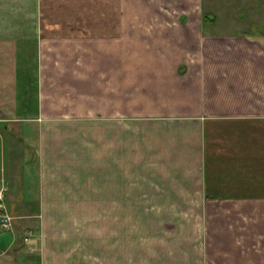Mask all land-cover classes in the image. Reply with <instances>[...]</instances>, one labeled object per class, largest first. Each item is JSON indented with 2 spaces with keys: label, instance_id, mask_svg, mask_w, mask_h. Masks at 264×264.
<instances>
[{
  "label": "crops",
  "instance_id": "obj_1",
  "mask_svg": "<svg viewBox=\"0 0 264 264\" xmlns=\"http://www.w3.org/2000/svg\"><path fill=\"white\" fill-rule=\"evenodd\" d=\"M237 10L0 0V264H264V30Z\"/></svg>",
  "mask_w": 264,
  "mask_h": 264
},
{
  "label": "rangeland",
  "instance_id": "obj_2",
  "mask_svg": "<svg viewBox=\"0 0 264 264\" xmlns=\"http://www.w3.org/2000/svg\"><path fill=\"white\" fill-rule=\"evenodd\" d=\"M261 1L263 0H258V2L250 1L249 3H247V5L244 6V4H241L240 0H234V8L240 12V15H244V18L242 20H244L243 25H242V31L246 32L248 35H260L259 33L256 32V30H264V9L261 8ZM264 3V2H263ZM258 6V7H257ZM218 7L217 9H224L222 4H217ZM257 8H258V13H257ZM216 8L214 9L216 12H219V10H217ZM257 13V14H256ZM235 17L237 18V20L240 21V18L238 17V15ZM261 23H263L262 25H260ZM217 24L219 25V29L225 28V29H232V27H229L230 24H227L223 17L221 15L218 14V20H217ZM260 25V26H259ZM26 84L29 86V90L31 87V81H27ZM32 91H29L32 95ZM31 98V97H30ZM26 113V112H25ZM144 211V210H141ZM139 241V240H138ZM139 246L140 241L138 242ZM138 246V249H139ZM141 248V247H140ZM143 249V248H142Z\"/></svg>",
  "mask_w": 264,
  "mask_h": 264
},
{
  "label": "built area",
  "instance_id": "obj_3",
  "mask_svg": "<svg viewBox=\"0 0 264 264\" xmlns=\"http://www.w3.org/2000/svg\"><path fill=\"white\" fill-rule=\"evenodd\" d=\"M7 191L6 186L0 185V231L10 232L13 230L14 216L8 211L5 205V193ZM28 240L27 237L24 238Z\"/></svg>",
  "mask_w": 264,
  "mask_h": 264
}]
</instances>
